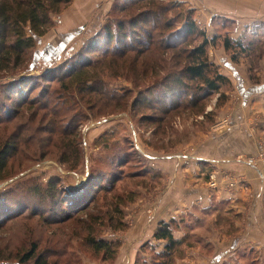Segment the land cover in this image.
<instances>
[{
    "label": "trees",
    "instance_id": "16d2710c",
    "mask_svg": "<svg viewBox=\"0 0 264 264\" xmlns=\"http://www.w3.org/2000/svg\"><path fill=\"white\" fill-rule=\"evenodd\" d=\"M115 1H113L111 10L119 5V12L123 16L118 19L107 16L104 25L87 39L69 60L46 69L34 78L30 76L18 77L15 76L17 74H13V78L0 85L1 100L10 102L8 106L0 105V108H6L4 114L0 115V183L12 176V168L16 160L34 163L50 153L43 146L44 140H46L45 136L48 137L51 150L56 153L60 151L61 156L58 159L60 163L69 164L71 169L82 165L85 155H83L79 139L76 142V138L80 136L81 126L87 120L82 114V109L85 108L86 111L96 109L98 113L108 105L114 109L126 108L130 99L129 94L133 90L128 87H122L119 90L109 88L107 85L109 82H105L102 70L106 68L110 70V65L106 66V64H110L112 61H121L132 71L140 66L141 72L145 75L149 70L152 71L151 80L135 93L131 103L134 107L141 102L147 109L166 115L179 109L187 110L197 106L200 101L206 98L204 92L218 94V97L224 96L225 92H222V86L230 83V80L218 72V67L210 61L208 56V49L213 46L215 38L208 39L204 32L198 29L189 11L185 15L183 27L168 36H180L182 33L186 36L196 34L201 38V42L191 47L188 52L184 51L186 61L177 70L178 62L173 60L175 54L169 59H165L161 55L163 59L159 63L155 62L151 65H148L143 59L145 52L155 49L152 47L155 43L152 31L163 27L162 11L168 10L167 6L158 0H117L119 4ZM168 1L174 7L182 4L176 0ZM70 2L71 0H0V72H13L16 69H22L26 65L27 55L36 47L37 38L47 33L54 24V17L60 14L61 10ZM133 8L136 9V12L127 15ZM222 23L230 22L228 19H223ZM127 27L130 31L124 32ZM138 27L145 30L140 29L139 31ZM100 39L105 43L104 47L99 46ZM259 41L262 40H254L245 34L233 39L229 33H225L222 46L226 51L231 50L232 53L240 55L246 53L248 48L252 50L253 43H259ZM159 45L157 43V46ZM165 47L173 49L175 45L166 44ZM164 61H167V70ZM129 70L122 71V73L127 76ZM110 74L113 75L116 72L113 71ZM38 80L46 84L41 86L40 98H34L30 96V89ZM31 81L33 84L30 86ZM195 81L204 87L202 94H198V88L194 91L195 87L192 84ZM53 82L58 83L59 89L67 91V98L64 99L56 88L52 94H49L51 88L49 85ZM56 92L57 99L63 101L62 105L66 107L70 117H61L60 103L52 102L50 98H47ZM67 99L68 101H66ZM91 103L92 105L87 110L85 104ZM31 108L34 110L29 112ZM197 112H200L201 115L204 113L203 118L209 116V113L205 112V108ZM161 115L159 118L162 117ZM62 121L65 123L64 126L60 125ZM115 134L116 132L113 130L106 131L99 139H101L102 149L106 151V162L112 166L111 169L114 166L119 167L117 172L111 174L112 171L107 172L109 170L103 169L93 173L95 169L90 168L81 187L97 189L98 186H101V190L112 192L117 183L125 180L137 181L138 184L142 183L143 185L145 182H153L160 176L159 171L147 165L145 160L136 157L137 151L134 145L129 144L127 147L119 148L116 145L118 140H110ZM70 136L73 140L69 139ZM104 137L106 140L103 139ZM65 139L68 140L66 144L62 143ZM71 143L75 144L71 146ZM135 158L137 160L133 162ZM132 165H138L140 168L124 172V167H133ZM209 171H207L206 177ZM108 175L110 176L108 177ZM106 180L110 183L109 187H105ZM49 181L48 189L51 185L56 184L55 180L51 182L50 179ZM136 184L134 187L128 190L122 189L112 196L114 201L112 211L116 212L118 220L122 222V226L116 229H121L125 225L121 205L135 200L137 194L139 196L138 184ZM55 193L49 194L50 198L54 199ZM94 200V197L91 196L90 202ZM86 208L85 202L72 203L68 211L81 212ZM54 214H57L53 217L56 221L71 218L68 212L62 214L61 210H54ZM112 219V216L108 217V221ZM153 238L165 242L162 249L156 251L154 245L143 244L133 264H177L175 257L182 256L183 242L173 237L171 223L159 222L153 233ZM86 240L93 251L101 253V261L105 264H112L115 261L121 247L120 240L117 242L108 240V238H93V236H89ZM146 253L148 257L145 256ZM18 260L21 264L30 260L34 264H51L43 257V252L37 253L35 242L31 243L29 249L24 251ZM224 264L242 263L235 258L233 262L228 261Z\"/></svg>",
    "mask_w": 264,
    "mask_h": 264
},
{
    "label": "rangeland",
    "instance_id": "374dc122",
    "mask_svg": "<svg viewBox=\"0 0 264 264\" xmlns=\"http://www.w3.org/2000/svg\"><path fill=\"white\" fill-rule=\"evenodd\" d=\"M113 1L114 0H109L106 11L103 5L101 6L103 9L99 7L101 11H95V13L102 12L103 10L105 11V14L100 18V23L102 22L100 28L106 22L107 16H110L112 19H118L123 16V14L119 12V5H116L113 10H111ZM115 2L117 3L118 1L116 0ZM158 2L166 5L168 10L162 11L163 27L159 28V30L152 31L155 37V43L152 47L155 49L145 52L143 55L144 61L148 65H151L155 62L159 63V61L163 59L161 55L165 57V59H169L175 54L173 60H177L176 62H178L176 69L178 70L181 68L186 61L184 51L187 50L188 52L191 47L198 45L201 42V38L196 34L186 36L182 33L180 36L174 35L172 37H169L168 34H174L173 32L176 33L177 30L183 27L185 15L189 11L198 29L202 30L208 39L215 38L213 46H210L208 49V56L210 61L218 67V72L225 75V73L222 72L220 63L217 59H214V56L217 51L222 50L221 47H223L222 40L224 39V34L229 33L230 37L232 36V32L236 28V21L218 15H212L209 20H206L201 14L196 13L194 7H190L187 4L182 3L174 7L172 3H168V0H158ZM65 8L61 10L60 14L54 17V24L47 31V34L49 33L51 37H47L48 35L44 36L39 43V49L46 42H49L47 44H51L60 40L61 37L59 38V34L67 30V25L60 23V16H62L61 13ZM135 12L136 9L133 8L127 15ZM223 19H228L230 23L223 24ZM94 20L92 18V20L86 22V25L95 22ZM57 27L59 28L57 29ZM100 28L95 31L92 30L90 35H86L87 37H80L79 39L75 37L72 39L76 49L74 48L75 50L69 55L65 54L61 60L57 63L55 62V64H53V62L51 64L47 63L46 61L48 59L43 60L44 52L41 53V51H38L36 53V44L35 49L26 57L25 68L16 69L13 72H0V85H3L9 79L13 78V74H17L15 76L18 77L30 76L34 78L49 67H55L62 61L69 60L77 53L82 44ZM138 29L140 31L141 28L138 27ZM260 30L264 35V28H260ZM67 31H69V29ZM129 31L130 29L127 27L124 32ZM258 31L259 30H255L254 32ZM80 33L84 34L82 29ZM243 33H246L247 37L252 35L250 31H243L241 34ZM256 35L257 34L254 35L255 39H261L260 37H256ZM98 43L99 46H105L102 39H100ZM157 43L160 45L157 46ZM76 44H78V46H76ZM166 44H174L175 47L173 49L166 48ZM249 50L250 48H248L246 53L240 55L232 53L231 50H224L226 54L225 57L231 62H237V65L241 67L244 78L249 83L246 84L247 87L248 85L252 84L253 86L259 83L262 79L263 73L260 62L264 58V39L259 41V43H253V49ZM178 53L179 55H177ZM57 60L58 59H56V61ZM164 62L166 65L167 61ZM108 65H110V70L106 68L102 70V72L106 80L105 82H109L107 83L109 88L111 87L110 89L119 90L122 87H128L133 90L129 94L130 99L126 108L114 109L112 106L108 105L105 106L101 112L97 113L96 109L88 110L93 102L91 104H85L88 111L84 110V108L82 109V114L87 120L82 124L79 130L80 136L76 138V142L79 139L81 143L80 146L83 149V155H85V161H83L82 165L71 169L69 164L64 165L60 163L58 160L61 156L60 151L59 153L52 151L50 148L51 144L47 139L48 137L44 135L46 140H44L45 143L43 146L44 148L46 147L50 153H47L44 156L45 158L34 163L25 162V160L20 159L16 160L13 164L12 176L0 183L3 184L0 188V194L2 195H0V263L21 264L19 263L18 257L29 249L32 242H35L37 245V253L43 252V257L51 264L54 262L55 264H105V262L101 261V253L93 251L86 239L89 236H93V238L98 239L108 238V240L110 239L113 241L120 240L122 233L126 232L128 227L129 215L135 216L136 214L137 210H135L136 208L133 206L134 203L145 198L147 194H150L155 184H153V182H145L142 185V183L138 184L137 181L125 180L117 183V186L112 192L101 190V186H98L97 189L81 187L83 183L79 181L83 178V182L85 181L90 168L95 169L93 173L106 169L109 170L107 172L112 171L111 174L117 172L119 168L114 166L113 169H111L112 166L106 162V151L102 149L101 139H99L104 132H111L112 130L116 132L115 136L110 140H118L116 145L119 148L127 147L129 144L138 146L145 156L142 157L136 153V157L140 158V160L144 159L147 164L150 163L147 162L148 157H153L156 155L157 151L161 152L157 154H167L168 152L174 151L176 146L180 147V150L192 151L194 147V142L192 141L201 131H207L209 128L226 127L235 117L236 113L240 116L241 121H239L238 125L241 128L264 127V98L261 97L256 100L255 102H257L258 108L253 110V112L250 111L247 105L249 103L252 105L254 102L247 101L242 105L240 96L236 93L234 83L231 79H229L230 83L222 86V92H225L223 97H218V94L215 93L204 92V87L200 86V83L195 81L192 84V86L195 87L194 91L198 88V94H202L203 92L204 94L206 93V98L200 101V105L198 104L187 110L179 109L178 111L169 112L164 115L154 110L147 109L141 102L136 107L131 104L139 88H142L145 83L151 80L152 71L149 70L145 75L141 72L140 66L132 71L121 61H112L110 64H106V66ZM167 69L168 67L166 65V70ZM126 70H129L127 76L122 73V71L125 72ZM113 71L116 72V74H113L114 76L110 74ZM31 82L30 86L33 84V81ZM35 82L31 86L30 96L40 98L39 91L41 86H44L46 83L41 80H38L36 84ZM49 86H51L49 94H52L55 90L54 88H56L64 99L67 98V91L59 89L58 83L53 82ZM47 98H50L52 102L60 103L61 117H70L69 113L66 111V107L62 105L63 101L57 99V92L53 94V96L49 95ZM66 101H68V99ZM3 104L8 106L10 102L1 100L0 98V105ZM67 104H69V102H67ZM204 108L205 112L209 113L207 118H203L202 115L204 113L201 115L200 112H197ZM5 109L6 108H0L1 116L4 114ZM33 110L34 109L31 108L29 112ZM160 115L162 116L161 118H159ZM16 121L18 122V120ZM64 124L63 121L60 123L62 126H64ZM134 131L136 133H134ZM69 139L73 140L71 136ZM103 139L106 140V137ZM62 143L66 144L68 140L65 139ZM74 144L75 143H71V146ZM254 156L256 155L248 156L246 160ZM136 160L135 158L133 162H136ZM263 163L264 156L262 160H259L256 164ZM132 166L133 167H124V172H130L131 170L140 168L138 165ZM109 176L110 175H108V177ZM50 179L51 182L55 180L56 184L51 185L48 189ZM106 179L109 180L108 178ZM107 180L106 182L103 181L104 184H106L105 187H109L108 185L110 184ZM147 181L149 180L147 179ZM135 184L138 186L137 191L139 196H137V194L135 200L127 202L123 206L121 205V210L124 211H122V213L124 214L125 225L121 229H116L122 226V222L118 220L116 212L112 211V203H114L112 196L119 193L122 189L128 190L134 187ZM37 189L38 191H36ZM53 192H56L54 199L49 196V194ZM43 194L45 195L43 196ZM91 196L95 199L93 202H90ZM83 202L87 205L85 210L81 212L68 211L72 203ZM130 209L131 211L129 213ZM54 210H61L62 214H67L68 212L71 218L64 221H56L53 219L55 215L57 216V214H54ZM133 210H135V212H133ZM110 216H112L113 219L108 221V217ZM117 263L120 264L122 262ZM24 264H34V262L30 260ZM112 264H114V262Z\"/></svg>",
    "mask_w": 264,
    "mask_h": 264
},
{
    "label": "crops",
    "instance_id": "0c3cea01",
    "mask_svg": "<svg viewBox=\"0 0 264 264\" xmlns=\"http://www.w3.org/2000/svg\"><path fill=\"white\" fill-rule=\"evenodd\" d=\"M176 1L194 7L196 13L206 20L212 15L235 20L233 39L247 35L241 34L243 31H250L252 35L248 36L254 40H257L255 34L261 38L259 40L264 39L260 30L264 28V0ZM108 2L72 0L60 16V23L67 25L69 31L61 32L60 40L51 44L46 42L40 49L41 39L51 35L45 33L37 38L39 50L36 48V53L44 52L43 60L48 59L46 62L49 64L59 62L65 54L69 55L76 49L72 39L83 38L100 28V18L105 14ZM102 5L105 11L95 13L96 10L101 11L99 7ZM92 18L95 22L86 25ZM81 29L84 34L80 33ZM221 49L213 55L214 59L234 83L242 105L247 101L254 102L247 105L253 112L258 108L255 101L264 98V58L260 62L261 81L247 87L241 67L228 60L225 49ZM239 121L240 116L236 113L226 127L201 131L192 141V151L180 150L176 146L167 154H157L161 153L157 151L156 155L148 157L147 162L150 163L147 165L159 171L160 176L153 181L152 192L134 203L137 211L135 216L129 215V224L121 235L122 246L114 264H133L145 243L160 251L165 242L154 239L153 233L161 221L170 222L173 237L183 242L182 256L175 257L177 264H224L233 262L235 258L242 264H264V163L250 164L246 160V157L262 151L264 156V127L241 128ZM134 148L140 156H145L138 146ZM211 169L220 175L236 177L237 187L209 190L206 173ZM83 179L79 182L83 183ZM239 253L241 255L238 256Z\"/></svg>",
    "mask_w": 264,
    "mask_h": 264
},
{
    "label": "built area",
    "instance_id": "2783aa9c",
    "mask_svg": "<svg viewBox=\"0 0 264 264\" xmlns=\"http://www.w3.org/2000/svg\"><path fill=\"white\" fill-rule=\"evenodd\" d=\"M262 153L257 154L254 157L248 158L247 163L256 164L259 160H262ZM206 185L209 190L221 191L227 188H235L238 185V180L233 175H220L215 169H211L208 172L206 178Z\"/></svg>",
    "mask_w": 264,
    "mask_h": 264
},
{
    "label": "water",
    "instance_id": "95a60500",
    "mask_svg": "<svg viewBox=\"0 0 264 264\" xmlns=\"http://www.w3.org/2000/svg\"><path fill=\"white\" fill-rule=\"evenodd\" d=\"M2 185H3V184H0V188H1Z\"/></svg>",
    "mask_w": 264,
    "mask_h": 264
}]
</instances>
